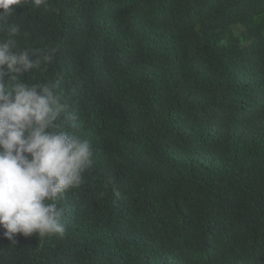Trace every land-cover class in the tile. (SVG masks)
<instances>
[{
	"label": "trees",
	"instance_id": "trees-1",
	"mask_svg": "<svg viewBox=\"0 0 264 264\" xmlns=\"http://www.w3.org/2000/svg\"><path fill=\"white\" fill-rule=\"evenodd\" d=\"M9 26L93 156L64 234L0 264H264V0H22Z\"/></svg>",
	"mask_w": 264,
	"mask_h": 264
},
{
	"label": "clouds",
	"instance_id": "clouds-1",
	"mask_svg": "<svg viewBox=\"0 0 264 264\" xmlns=\"http://www.w3.org/2000/svg\"><path fill=\"white\" fill-rule=\"evenodd\" d=\"M21 2L0 0V24ZM33 3L39 7L46 0ZM18 33L17 26H9L8 38L0 40V238L12 245L18 243V233L64 234L63 210L56 201L81 184L93 156L87 140L56 130L62 114L73 119L55 91L57 86L21 80L41 60L38 51L16 50L13 37ZM43 59L51 61V52Z\"/></svg>",
	"mask_w": 264,
	"mask_h": 264
}]
</instances>
